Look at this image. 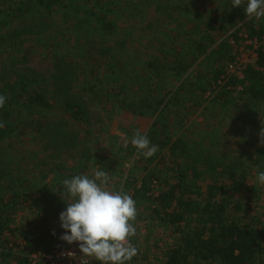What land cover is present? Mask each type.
<instances>
[{
    "label": "trees",
    "instance_id": "obj_1",
    "mask_svg": "<svg viewBox=\"0 0 264 264\" xmlns=\"http://www.w3.org/2000/svg\"><path fill=\"white\" fill-rule=\"evenodd\" d=\"M192 1L197 8L185 11L186 24L173 19L185 29H158L168 41L157 39L156 50L127 77L124 71L118 73L124 64L119 49L126 54L121 44L127 40H117L122 31L111 18L108 0H0V94L7 98L0 109V264H48L33 256L65 247L59 218L67 207L63 187L47 181L48 176L42 181L33 177L32 161L22 175L17 154L33 142L60 156L77 149L79 136L71 121L89 120L83 97L88 91L134 116H156L146 135L158 151L150 158L137 153L139 159L124 181L139 211L132 240L139 254L129 264H264V221L240 215L244 201L232 197L243 190L256 195L255 186L246 182L252 169L264 164V147L246 158L221 157L210 149L218 130L191 140L183 133L173 135L166 119L170 101L199 106L201 96L215 93L222 109L240 100L264 103V18L248 19L242 26L245 15L226 12L214 17L204 0ZM153 26L151 22L145 28ZM66 33L75 34V40ZM216 33L223 37L218 39ZM244 43L256 59L239 78L228 67ZM40 45L55 58L50 76L16 68L22 60L14 50L25 48L26 60ZM1 49L10 50L2 56ZM177 79L180 83L165 102L159 84ZM79 81L89 85L77 90ZM52 100L58 102L63 120L51 119L56 108ZM208 138L205 147L202 142ZM167 158L174 165L164 173L159 166ZM203 176H210L206 185L195 180Z\"/></svg>",
    "mask_w": 264,
    "mask_h": 264
},
{
    "label": "rangeland",
    "instance_id": "obj_2",
    "mask_svg": "<svg viewBox=\"0 0 264 264\" xmlns=\"http://www.w3.org/2000/svg\"><path fill=\"white\" fill-rule=\"evenodd\" d=\"M108 1V7L113 8L114 11L111 18L119 24L122 31L117 40L121 43L125 39L127 40V44H121L123 49H128L126 54L121 47L119 49L124 53L119 57L122 58L124 64L119 68L120 71L118 70V73H123L124 71L127 77L134 76L133 72L140 68L150 53L156 50L157 39L168 41L169 38H162L158 29L173 30L175 32L179 29L182 30L183 26L180 25L185 22V11L197 8V5L192 0ZM147 2L151 5H148ZM203 4H205L211 16L214 17L221 14L224 15L226 12L234 13L239 18L245 15L246 0L241 7H233L232 0H204ZM171 9H176V11ZM139 10L142 11L140 15L138 13ZM175 17L181 19L180 25L177 22H173ZM248 19L251 18L245 15L240 25H246ZM151 22L155 26L150 30L146 29L145 26ZM74 35L66 33L65 37H71L72 41L75 40ZM216 36L218 39L223 37L219 33H216ZM244 45L245 43L239 49L246 51L244 53L245 57L251 59V55L250 57L248 55L253 49ZM27 46H30L29 43H27ZM37 47H39V50H32L33 52L26 57V60L23 58L24 51L27 52L25 48L20 52L14 50L13 54H17L19 59L22 60L16 68H20L21 71H35L48 77L55 70V58L46 53L41 45ZM8 50L1 49L2 56L8 54ZM0 58L2 57L0 56ZM127 81L132 82L131 80ZM79 83L81 82L79 81ZM179 83L180 80L177 79V82L170 80L159 84V94L161 97H165V102L170 100L173 94L171 93L172 90ZM88 85L86 84L85 86L87 87ZM85 86L81 83L77 84L76 88L81 90ZM90 93L91 91H88L83 95L84 103L90 116L89 120L87 122L71 121V127L79 136L77 149L65 152L60 156L56 154L55 150L45 149L43 147L44 143L33 142L31 145L24 146L19 150L17 154L18 172L20 171L22 175H25L27 168H29L26 165L32 161L34 163L31 172L33 177L42 181L45 176H48L47 181L52 179L54 183L63 187L61 182L64 179H71L78 174H86L92 178L95 170H104L106 168L111 177L110 187L114 190H119L122 186L125 190L124 181L133 164L139 159L138 152L131 143L134 132L138 130L142 134H147L156 116L152 113L144 117L134 116L126 110L111 106V103L105 98L100 101L92 97ZM216 94L201 96L199 98L200 105H194L195 107L191 102H180V104L176 105L175 102L170 101L171 109L170 112L166 113V119H169L172 134L179 135L183 133L191 140L198 141L202 137L201 135L210 134L212 131L218 130L217 134L213 136L215 146L210 144V149L213 150L214 154L221 157L231 155L237 158H246L248 152L255 151L258 147H261L259 145V132L262 123H264V103L254 105L249 103L248 100H240L236 105L222 109L219 101L214 99ZM52 101L56 104V108L51 119L53 121L63 120L61 118H65V116L59 109L58 102ZM220 101H224V99ZM177 109L179 112H176L178 111ZM210 140L209 138L203 140L202 144L205 147H209ZM164 154L165 150L162 151L161 155ZM157 161L152 162L151 167H155ZM173 162L171 158H167L166 162L161 163L159 168H162L165 173L166 167L174 165ZM262 171H264V164L260 168L252 169L251 174L247 177L246 186L254 185L256 195L253 196L251 192L245 190L240 193H232L234 199L240 198L244 201L242 202L243 207L240 215L245 213L250 218H253V221L256 219L264 221V185L259 184L256 179L257 175ZM138 172L135 171V177L138 176ZM209 178L210 176H203L199 179L195 178V180L202 185H206ZM251 195L253 198H251ZM141 231L145 233L146 229L142 227ZM162 232L163 230L160 228L158 234ZM155 253L158 252L155 251Z\"/></svg>",
    "mask_w": 264,
    "mask_h": 264
},
{
    "label": "clouds",
    "instance_id": "obj_3",
    "mask_svg": "<svg viewBox=\"0 0 264 264\" xmlns=\"http://www.w3.org/2000/svg\"><path fill=\"white\" fill-rule=\"evenodd\" d=\"M244 3L245 0H232L233 7H241ZM244 11L249 18H264V0H246ZM6 100L0 94V109ZM3 126L0 122V127ZM259 138V145L264 146V123ZM131 143L145 158L158 151V145L152 144L148 136L138 130L134 132ZM256 179L264 185V171ZM110 183L109 173L103 170H95L92 178L78 174L61 182V193L67 207L59 217L65 230L60 239L68 244L79 243L83 254L80 264H90L93 260L99 264H129L139 254L138 247L132 243L137 236V202L122 186L114 190ZM66 255L73 257L75 253Z\"/></svg>",
    "mask_w": 264,
    "mask_h": 264
},
{
    "label": "built area",
    "instance_id": "obj_4",
    "mask_svg": "<svg viewBox=\"0 0 264 264\" xmlns=\"http://www.w3.org/2000/svg\"><path fill=\"white\" fill-rule=\"evenodd\" d=\"M252 43L253 42L250 41L248 44H252ZM240 51H241V54L237 55L234 61H232L229 64L228 71L229 73L236 75L239 78H243L244 77L243 70L245 69L247 63H251L256 59V53L253 50L250 51V54L248 56L250 57L251 55L252 58L248 59L244 55L246 51H244L243 49ZM209 94L210 93H208L207 95ZM64 233L65 232H62L60 234V237ZM63 242L65 243V247L62 250L55 249L51 254H48V255H45L42 252H38L33 256L34 259L44 260L48 264H80V257H82L83 254L81 253L79 249V243L68 244L66 241H63ZM68 252L75 253V256L69 257L68 255H66V253ZM93 261H91L90 264H92Z\"/></svg>",
    "mask_w": 264,
    "mask_h": 264
}]
</instances>
